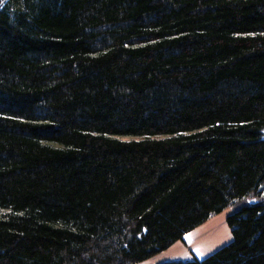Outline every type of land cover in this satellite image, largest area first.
<instances>
[{"label":"trees","instance_id":"obj_1","mask_svg":"<svg viewBox=\"0 0 264 264\" xmlns=\"http://www.w3.org/2000/svg\"><path fill=\"white\" fill-rule=\"evenodd\" d=\"M264 184V0H0V264H137ZM204 259L264 264V202Z\"/></svg>","mask_w":264,"mask_h":264},{"label":"rangeland","instance_id":"obj_2","mask_svg":"<svg viewBox=\"0 0 264 264\" xmlns=\"http://www.w3.org/2000/svg\"><path fill=\"white\" fill-rule=\"evenodd\" d=\"M260 193L236 200L222 212L213 214L206 222L187 233L172 246L137 264H160L174 260L204 259L234 240L228 217L246 204L264 202V184Z\"/></svg>","mask_w":264,"mask_h":264}]
</instances>
